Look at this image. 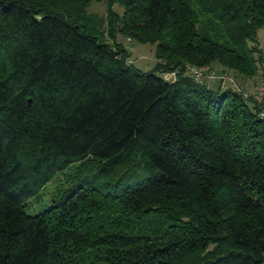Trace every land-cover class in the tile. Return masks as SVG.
<instances>
[{
    "label": "trees",
    "instance_id": "trees-1",
    "mask_svg": "<svg viewBox=\"0 0 264 264\" xmlns=\"http://www.w3.org/2000/svg\"><path fill=\"white\" fill-rule=\"evenodd\" d=\"M92 1L0 0V264H264L263 100L187 73L257 76L264 0H107L148 71Z\"/></svg>",
    "mask_w": 264,
    "mask_h": 264
},
{
    "label": "rangeland",
    "instance_id": "rangeland-1",
    "mask_svg": "<svg viewBox=\"0 0 264 264\" xmlns=\"http://www.w3.org/2000/svg\"><path fill=\"white\" fill-rule=\"evenodd\" d=\"M190 5L198 11L197 4L194 0H188ZM109 5L107 0H93L87 8V12L91 17L98 18L101 20V28L104 31V37L106 41L115 46L121 45L126 50L127 54V63L133 64L138 68H141L145 71L151 70L158 59L155 55L156 44L142 42L136 39L132 34H122L117 33L115 38H111L108 35V14H109ZM112 10L118 14H122L124 7L119 3H114L112 5ZM201 20H204V16L200 15ZM207 18L204 20V23H199L203 28L209 27ZM210 33L213 32L210 30ZM224 41L223 38L220 39ZM257 46L264 52V32L261 29L258 33ZM250 45H254L252 41L249 42ZM122 57V56H120ZM257 57V54H256ZM259 72L257 76L247 77L234 70L228 69L220 63H213L212 66L201 69L200 67H195L193 65H188L187 73H193L195 76H199L200 80L208 83L209 85L217 88L232 86L236 90L244 93L248 97H260L264 103V62H259ZM197 72V74H196ZM164 79L172 80L177 77V72H166L159 73ZM264 109V108H263ZM264 111V110H262ZM261 111V112H262ZM82 163L80 161L73 163L66 171L58 172L54 178L43 188L40 192L34 197L30 198L27 202L26 211L29 214H35L40 212L46 206L52 203V196H56L57 191L66 185L67 174L66 172L75 175L79 171ZM77 181V180H76ZM96 185L102 186V180L96 181ZM126 182H123L125 184Z\"/></svg>",
    "mask_w": 264,
    "mask_h": 264
},
{
    "label": "built area",
    "instance_id": "built-area-1",
    "mask_svg": "<svg viewBox=\"0 0 264 264\" xmlns=\"http://www.w3.org/2000/svg\"><path fill=\"white\" fill-rule=\"evenodd\" d=\"M196 74H197V72H196ZM264 110V109H263ZM260 115H261V117H264V111H262L261 113H260Z\"/></svg>",
    "mask_w": 264,
    "mask_h": 264
}]
</instances>
